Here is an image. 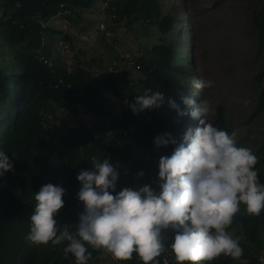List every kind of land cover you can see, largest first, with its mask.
<instances>
[{
  "label": "trees",
  "instance_id": "16d2710c",
  "mask_svg": "<svg viewBox=\"0 0 264 264\" xmlns=\"http://www.w3.org/2000/svg\"><path fill=\"white\" fill-rule=\"evenodd\" d=\"M95 1L0 0V150L13 164L0 176V264H74L71 254H62L63 244L36 245L25 240L28 217L35 203L33 193L45 183L61 185L65 189L64 204L56 219L58 225L70 223L74 227L77 214L82 211V203L76 197L80 187L76 176L81 169L92 168V157H107L114 163L119 171L116 191L145 183L158 190V159L169 155L175 144L156 146L153 138L170 133L179 143L184 128L196 122L187 114L178 116L167 105L171 98L185 110L181 97L192 94L188 88L191 83H187L188 61L181 50L182 31L178 30L173 43H166L165 39L178 23L175 10L164 11L162 1L171 7L169 0H100L108 2L103 7L117 26H128L131 18L137 17L157 26L155 42L131 66L140 71L137 79L120 67L93 72L80 62L68 67L52 61L45 35L53 37L61 31L54 29L49 19L57 14L71 18L77 8L91 7ZM251 19L262 60L254 75L256 102L252 117L264 113V0H258ZM106 27L113 31L111 26ZM110 38L115 41L113 34ZM68 41L70 38L64 35L63 42L56 39L54 45L68 47ZM145 89L161 91L165 102L134 114L128 104ZM216 110L220 128L233 131L234 126L225 118L224 106L219 104ZM122 129L127 131L125 135ZM109 131L113 133L110 135ZM259 150L253 167L264 183V140ZM59 169L63 170L60 178ZM137 170L143 175L134 177ZM243 209L240 205V211L226 228L239 237L240 257L221 253L211 261L182 264H260L258 257H264V209L259 215L247 214ZM170 240L169 230L165 243ZM87 250L91 253L88 264H112L103 249ZM173 255L169 251L162 253L156 257L158 264L165 260L177 264ZM119 261L144 264L135 252L130 259Z\"/></svg>",
  "mask_w": 264,
  "mask_h": 264
},
{
  "label": "clouds",
  "instance_id": "9594fccd",
  "mask_svg": "<svg viewBox=\"0 0 264 264\" xmlns=\"http://www.w3.org/2000/svg\"><path fill=\"white\" fill-rule=\"evenodd\" d=\"M125 54L131 56L132 63L127 62ZM132 55L126 52L120 57L132 65L137 60ZM211 83L199 78L191 81L194 90ZM195 95L194 91L181 97L185 110L173 99L167 100L168 107L178 116L187 114L197 123L184 128L179 143L170 133L153 138L156 146L175 144L169 155L158 159V190L145 183L116 191L119 171L114 163L107 157H92V168L81 169L76 176L80 184L76 197L82 203V211L77 214L74 227L70 223L58 225L56 219L64 204L65 189L45 183L33 193L35 203L28 217L25 240L36 245L63 244L62 254H71L74 264H87L89 247L103 249L118 260L130 259L135 252L144 264H158L156 257L166 251L174 254L177 264L211 261L221 253L240 257L239 237L232 236L226 228L240 211V205L251 215H259L264 209V183L253 167L257 157L251 148L237 144L235 130L227 132L215 126L208 119L207 101H198ZM164 102L161 91L145 89L133 97L128 107L135 114L158 108ZM121 133L125 135L127 131L122 129ZM12 167L5 151L0 150V176ZM141 175L140 170L133 174ZM169 230L171 240L166 244ZM164 264H168L167 260Z\"/></svg>",
  "mask_w": 264,
  "mask_h": 264
},
{
  "label": "rangeland",
  "instance_id": "374dc122",
  "mask_svg": "<svg viewBox=\"0 0 264 264\" xmlns=\"http://www.w3.org/2000/svg\"><path fill=\"white\" fill-rule=\"evenodd\" d=\"M169 1L172 8L162 1L164 11L175 10L178 23L166 41L172 39L173 43L178 32L182 31L184 46L181 50L187 57L190 71L187 83H191L193 78L212 82L202 90H194L191 84L189 90L191 93L195 91L198 101H207L210 108L208 119L218 128L216 109L222 104L226 120L236 131L237 144L249 147L260 155L259 148L264 140V113L251 117L256 102L254 75L262 65L251 19L252 9L258 5V0ZM99 21L111 26L114 42L105 38L97 28ZM48 22L61 31L53 37L45 35L52 61L65 63L68 67L80 62L93 72L120 67L134 79L141 76L140 71L126 64L120 54L130 52L134 59L144 57L155 42V35H158L157 26L141 17L131 18L128 26H117L113 18L106 14L100 0H96L91 7L77 8V14L71 18L57 14ZM64 35H68L70 41L68 47L62 50L59 46L55 47L54 42L56 39L63 42ZM62 173L63 170L59 169V178ZM228 232L236 237L235 231L230 229Z\"/></svg>",
  "mask_w": 264,
  "mask_h": 264
},
{
  "label": "built area",
  "instance_id": "2783aa9c",
  "mask_svg": "<svg viewBox=\"0 0 264 264\" xmlns=\"http://www.w3.org/2000/svg\"><path fill=\"white\" fill-rule=\"evenodd\" d=\"M107 3L108 2H103L104 5L107 4ZM98 28L102 31V33H103L105 38H110V36H112V34H113V32L109 28H107L105 23L102 22V21L99 22ZM66 47H67L66 45H62L61 48H62V50H65ZM124 58L127 60L128 63H132V58L128 54H125ZM109 255H110V258L113 260L112 264H120V261L118 259L113 258L111 256V254H109ZM258 261H259L260 264H264V257L263 256H259L258 257ZM87 264H88V262H87ZM91 264H97V263L93 262Z\"/></svg>",
  "mask_w": 264,
  "mask_h": 264
}]
</instances>
